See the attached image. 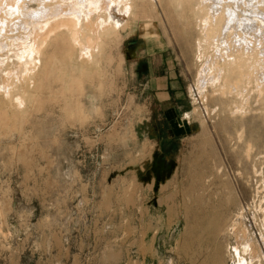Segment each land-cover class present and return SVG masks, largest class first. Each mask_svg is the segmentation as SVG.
Here are the masks:
<instances>
[{
    "label": "rangeland",
    "instance_id": "rangeland-1",
    "mask_svg": "<svg viewBox=\"0 0 264 264\" xmlns=\"http://www.w3.org/2000/svg\"><path fill=\"white\" fill-rule=\"evenodd\" d=\"M186 1L131 0L93 57L67 41L0 93V264H264V104L231 115L230 97L198 90ZM241 7L264 17V0ZM152 35L168 45L170 99L149 56L128 57Z\"/></svg>",
    "mask_w": 264,
    "mask_h": 264
},
{
    "label": "bare ground",
    "instance_id": "bare-ground-1",
    "mask_svg": "<svg viewBox=\"0 0 264 264\" xmlns=\"http://www.w3.org/2000/svg\"><path fill=\"white\" fill-rule=\"evenodd\" d=\"M229 1L187 0L184 11L194 18L196 50L203 59L198 90L210 87L230 97L227 111L244 115L252 95L264 104V17L256 9L253 18L244 19L242 0ZM130 10L131 0H0V93L11 100L15 81L38 72L46 64L43 57L64 49L67 41L78 54L93 57L102 36L122 25ZM251 236L240 231V249L256 260L260 253Z\"/></svg>",
    "mask_w": 264,
    "mask_h": 264
},
{
    "label": "crops",
    "instance_id": "crops-1",
    "mask_svg": "<svg viewBox=\"0 0 264 264\" xmlns=\"http://www.w3.org/2000/svg\"><path fill=\"white\" fill-rule=\"evenodd\" d=\"M145 38L144 45L141 47L138 45L137 41H134L132 43H129V46L132 48L129 49V59H133L132 57H137L140 53L145 56H149V72L151 74V80L150 83L152 84V89L155 91V94L159 97H165L166 99H170L171 91H174L177 89L178 82L174 81V78L171 75L172 71L174 70L170 60L168 59L169 56H165V54H168L166 43L159 40V37L152 35L151 38ZM139 49V50H138ZM136 55V56H135ZM131 57V58H130ZM163 60L166 61V76L163 77H157L156 76V70L159 68L158 66L162 65ZM160 62V63H159ZM171 64V65H170ZM160 67V68H161Z\"/></svg>",
    "mask_w": 264,
    "mask_h": 264
}]
</instances>
